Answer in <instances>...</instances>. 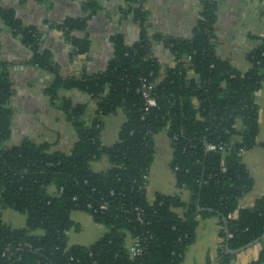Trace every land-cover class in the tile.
Returning <instances> with one entry per match:
<instances>
[{"label": "trees", "instance_id": "1", "mask_svg": "<svg viewBox=\"0 0 264 264\" xmlns=\"http://www.w3.org/2000/svg\"><path fill=\"white\" fill-rule=\"evenodd\" d=\"M145 1L123 0L120 11L122 20L139 26L140 39L128 46L116 35L107 70L81 78L61 76L50 52L42 49L40 31L0 5V20L33 53L31 65L54 74L45 94L76 135L69 152L28 139L8 147L14 91L11 65L0 57V205L27 217L24 228H13L0 213V264H182L200 221L207 218L219 221L221 263H227L234 258L225 254L227 239L237 250L264 235V195L252 207H239L255 185L243 153L259 145L255 99L264 83V35L253 37L257 45L247 55L250 68L241 71L218 56L216 0H201L190 39L152 34ZM88 9L97 12L95 5ZM58 29L75 57L89 53L91 41L76 35L87 29V19L68 20ZM158 43L169 51L173 65L164 67L154 55ZM74 91L96 104L91 119L86 118L88 105L74 102ZM144 93L155 106L148 105ZM118 111L126 116L119 140L104 146L105 118ZM162 132L172 147L177 187L190 192L189 203L180 195L160 193L148 200L156 136ZM103 158L108 170L94 171L92 163ZM75 211L88 213L109 232L90 246H70L67 234L75 227ZM129 235L138 241L137 256L127 247ZM260 246L250 264H264V241Z\"/></svg>", "mask_w": 264, "mask_h": 264}, {"label": "crops", "instance_id": "2", "mask_svg": "<svg viewBox=\"0 0 264 264\" xmlns=\"http://www.w3.org/2000/svg\"><path fill=\"white\" fill-rule=\"evenodd\" d=\"M218 3L217 37L218 56L230 61L234 67L247 71L250 63L247 55L257 43L254 38L264 35V0H216ZM4 10H12L26 26L36 27L42 34V49L50 52L53 63L63 77L81 78L84 73L93 75L104 73L114 58L112 39L122 35L128 46L140 39V28L130 19H121L123 0H0ZM95 5L97 12L88 8ZM144 9L149 17L150 31L163 37L190 39L197 27L202 12L201 0H146ZM87 19V29L76 33L91 41L86 55L75 57L73 47L65 34L58 29L68 20ZM0 57L11 65L13 96L10 106L14 112L13 133L8 147L19 145L28 139L36 144H51L54 151L69 152L76 135L66 121L62 111L57 109L45 94L46 88L53 82L54 74L31 65L33 53L25 46L5 23L0 20ZM154 55L164 67L173 65L169 51L160 43L153 48ZM191 77L194 74L190 72ZM75 103L88 105L87 119L96 111V104L83 93L74 91ZM259 106L258 146L243 153V161L254 178L253 190L239 204L241 209L252 207L264 195V83L256 93ZM126 122L122 111L105 118L102 133L104 146H112L119 140V133ZM242 128V122H237ZM237 140H240L237 138ZM156 156L150 170L147 185V197L150 202L156 194L180 195L185 203L190 201V192L177 187L175 173L171 168L172 147L165 132L156 136ZM93 170H108L109 162L103 158L92 163ZM52 195L57 193L54 186L49 188ZM2 221L13 228H24L27 217L10 209H2ZM183 215L182 211L178 212ZM71 218L75 227L68 232L70 246H90L106 235V226L94 222L91 215L75 211ZM221 226L218 219L207 218L200 221L196 231V241L188 248L182 264H250L258 259L261 246L256 245L234 256L227 263H221L220 237ZM41 233V232H40ZM127 247L135 244L129 235Z\"/></svg>", "mask_w": 264, "mask_h": 264}, {"label": "water", "instance_id": "3", "mask_svg": "<svg viewBox=\"0 0 264 264\" xmlns=\"http://www.w3.org/2000/svg\"><path fill=\"white\" fill-rule=\"evenodd\" d=\"M202 211L201 209L199 210V212ZM262 241H264V235L260 236L259 239L251 242L250 244L240 248V249H237V250H231L230 247H229V239H227V242H226V252L225 254L227 256H236L240 253H243L245 252L246 250L256 246V245H259Z\"/></svg>", "mask_w": 264, "mask_h": 264}, {"label": "built area", "instance_id": "4", "mask_svg": "<svg viewBox=\"0 0 264 264\" xmlns=\"http://www.w3.org/2000/svg\"><path fill=\"white\" fill-rule=\"evenodd\" d=\"M143 87L146 88L147 86L144 85ZM149 88H151V86H150ZM144 96L147 98V101H148V105H149V106H155V105H156L155 100L149 98V95H148L147 93H144ZM208 150H215V147H214V146H208ZM103 208H104V207H103ZM137 242H138V241L136 240V241H135V244H136ZM135 244H134L133 246L130 247V252H131V254H132L133 256H137V255H139V254L141 253V250H139V249L136 247Z\"/></svg>", "mask_w": 264, "mask_h": 264}]
</instances>
